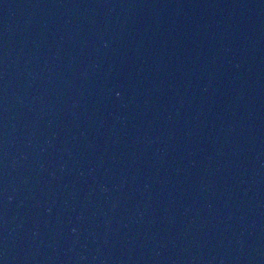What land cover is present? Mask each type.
I'll return each instance as SVG.
<instances>
[{
  "label": "water",
  "instance_id": "1",
  "mask_svg": "<svg viewBox=\"0 0 264 264\" xmlns=\"http://www.w3.org/2000/svg\"><path fill=\"white\" fill-rule=\"evenodd\" d=\"M0 264H264V0H0Z\"/></svg>",
  "mask_w": 264,
  "mask_h": 264
}]
</instances>
